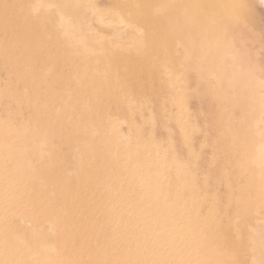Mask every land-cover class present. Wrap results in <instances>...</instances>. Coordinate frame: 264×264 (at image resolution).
Instances as JSON below:
<instances>
[{
    "label": "bare ground",
    "instance_id": "6f19581e",
    "mask_svg": "<svg viewBox=\"0 0 264 264\" xmlns=\"http://www.w3.org/2000/svg\"><path fill=\"white\" fill-rule=\"evenodd\" d=\"M0 264H264V0H0Z\"/></svg>",
    "mask_w": 264,
    "mask_h": 264
}]
</instances>
